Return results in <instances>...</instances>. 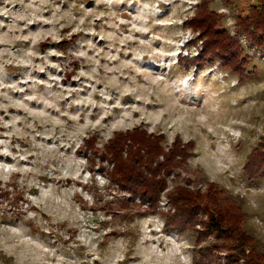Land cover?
<instances>
[{"label": "rangeland", "instance_id": "374dc122", "mask_svg": "<svg viewBox=\"0 0 264 264\" xmlns=\"http://www.w3.org/2000/svg\"><path fill=\"white\" fill-rule=\"evenodd\" d=\"M252 2L0 0V264H231L204 227L218 208L264 256V163L247 165L264 156V50L241 35L233 67L198 29L213 12L235 34ZM144 133L185 158L144 171L127 140ZM182 191L209 209L188 217Z\"/></svg>", "mask_w": 264, "mask_h": 264}, {"label": "trees", "instance_id": "16d2710c", "mask_svg": "<svg viewBox=\"0 0 264 264\" xmlns=\"http://www.w3.org/2000/svg\"><path fill=\"white\" fill-rule=\"evenodd\" d=\"M248 10L246 12H241L238 20H237V28H236V33L231 34L228 30L226 29H220V25L217 24L219 21L218 17L216 14L212 12V14H208L207 17L205 18V27L204 26H199L198 29L201 32H203V37L209 39V42L207 43L208 47H213L217 48L220 51H222L223 55V50L226 52H230L231 56L225 57L224 60H226V63L228 64H233V67H241L237 66L235 63L240 62L242 60V64H248V59L246 57L242 58L241 52L242 46L240 43L241 40V35H245L251 42H253L256 46H259L261 49L264 50V0H254L249 7H247ZM214 15V16H213ZM204 21V20H203ZM203 46L206 43L205 41L202 42ZM241 47V48H240ZM214 50V49H213ZM205 56L207 55H214L212 54V51L210 48H206L202 52ZM227 56V54H224ZM234 70H238L237 68H234ZM139 132V129H135L133 132L127 134L128 135H134ZM126 136L122 134H117L112 141L113 143L111 146L108 148L110 149L111 153L114 154L113 157H111V160L115 163V167L118 168L119 164V158L115 155H118L122 149V147L125 144V139ZM144 139L147 140L145 143L142 141L137 142V140H132V139H127L130 141V147L132 149V145L140 151H143V154H141L140 157H144L145 155L147 158L143 160L145 163L143 164L145 166V170L151 175H155L158 173H161L162 171L164 175L169 172L167 169V165L170 166L173 163L172 159L174 157H177L180 155L183 158L184 155L182 153L185 148L190 146V143L187 144H181L180 140L174 141L173 146L169 151L165 152L163 148L161 147V139L159 136H154V135H147V133H144ZM179 142V143H178ZM179 145H182V147ZM129 150L128 156L130 158L133 157L134 153ZM262 150V149H261ZM107 155V154H106ZM164 156L165 161L159 160V156ZM174 156V157H172ZM142 163V162H141ZM155 163V166L153 165ZM259 163H264V156L260 152L257 154L253 153V155L249 158L248 160V168L251 167V169L255 170L258 173V168H259ZM125 165H121L120 167L122 168ZM138 168V167H137ZM167 171V172H166ZM250 174V172H249ZM251 175V174H250ZM141 176V175H140ZM160 176V175H159ZM254 177V175H251ZM257 177V175L255 176ZM137 178L139 180V185L138 187H142V191L144 195H149L147 196L148 201L151 203H154L153 199L155 195L157 194L158 190L156 186L151 184L149 181L144 179L143 177ZM162 189L164 186L161 187ZM134 190V189H133ZM136 190V189H135ZM137 191V190H136ZM136 193V192H135ZM149 193V194H147ZM174 195L181 196L179 199V206L181 205H187L192 207V213L188 216L190 218H194L196 215V208H201L204 211L209 209L208 204H202L203 200H199V198L195 195H192L188 192H177ZM156 200V199H155ZM185 200V201H183ZM204 205V206H201ZM212 208V207H210ZM195 211V212H194ZM213 211V210H210ZM216 215L213 214V212L207 213L209 215L208 220H206V223H204V227L209 229L211 232L215 233L216 235H221L220 237H224L229 239L230 241V254H229V262L231 264H238L240 260L244 261L245 264H264V256L262 254L256 253L253 250H250L249 252L247 251V235L245 234L244 231L240 228L238 225V222L236 220H232L230 223V218H227V220L222 219V212L217 210ZM233 213L236 214L234 211Z\"/></svg>", "mask_w": 264, "mask_h": 264}]
</instances>
